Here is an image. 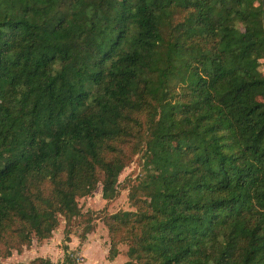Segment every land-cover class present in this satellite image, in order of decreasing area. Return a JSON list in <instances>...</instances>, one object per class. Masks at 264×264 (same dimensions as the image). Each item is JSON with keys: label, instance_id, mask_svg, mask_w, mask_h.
Masks as SVG:
<instances>
[{"label": "trees", "instance_id": "16d2710c", "mask_svg": "<svg viewBox=\"0 0 264 264\" xmlns=\"http://www.w3.org/2000/svg\"><path fill=\"white\" fill-rule=\"evenodd\" d=\"M137 154L109 260L264 264L262 0H0V259Z\"/></svg>", "mask_w": 264, "mask_h": 264}, {"label": "rangeland", "instance_id": "374dc122", "mask_svg": "<svg viewBox=\"0 0 264 264\" xmlns=\"http://www.w3.org/2000/svg\"><path fill=\"white\" fill-rule=\"evenodd\" d=\"M141 165L142 159L140 154H137L119 176V194L115 200L106 203L101 198L100 185L91 197L78 200L84 217L71 221L68 241L65 242L66 224L63 218L59 217L58 226L52 232L51 237L41 241L33 238L28 248H23L20 253L12 251L9 258L0 259V264H28L36 258L46 259L51 264H64L65 244L73 264H124L128 260L127 247L122 243L117 246L119 252L117 257L113 260L108 259L110 238L101 216L104 213L111 215L118 211L133 210L129 201V182L140 175ZM90 214H92V219L88 221Z\"/></svg>", "mask_w": 264, "mask_h": 264}, {"label": "water", "instance_id": "95a60500", "mask_svg": "<svg viewBox=\"0 0 264 264\" xmlns=\"http://www.w3.org/2000/svg\"><path fill=\"white\" fill-rule=\"evenodd\" d=\"M262 14H263V18H264V0H262Z\"/></svg>", "mask_w": 264, "mask_h": 264}, {"label": "crops", "instance_id": "0c3cea01", "mask_svg": "<svg viewBox=\"0 0 264 264\" xmlns=\"http://www.w3.org/2000/svg\"><path fill=\"white\" fill-rule=\"evenodd\" d=\"M93 264V263H92Z\"/></svg>", "mask_w": 264, "mask_h": 264}]
</instances>
